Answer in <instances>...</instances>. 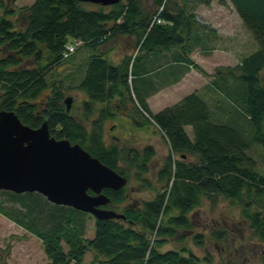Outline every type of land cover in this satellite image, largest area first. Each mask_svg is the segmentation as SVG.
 <instances>
[{
	"label": "trees",
	"instance_id": "trees-1",
	"mask_svg": "<svg viewBox=\"0 0 264 264\" xmlns=\"http://www.w3.org/2000/svg\"><path fill=\"white\" fill-rule=\"evenodd\" d=\"M178 1L153 0L159 10L153 11L145 9L141 0L98 4V8H88L86 4L90 2L81 0H35L28 6L24 28H17L15 22L5 16L0 17L1 108L14 110L31 128L46 120L51 135L79 142L103 163L127 176L128 172L119 166L121 158L128 165L136 166L137 172L147 171L148 160L155 149L152 145L142 151L132 147L127 149L126 155H121L118 145L105 144L101 121L115 114L109 106L121 108L125 101H130L136 109L138 101L162 130L171 150L158 171V179L165 181L164 188L152 199L144 200L141 206L125 205L119 211L123 217L99 219L93 215L92 237L84 235L82 220L91 213L71 206L53 204L50 216L57 222L48 231L40 230L34 225L36 222L31 224L17 215L15 221L44 240V251L49 259V263L44 264H83L81 261L89 250L97 264L209 263L210 256H198L186 244L180 249L158 248L169 238L185 240L191 234L195 244H204V232L187 234L186 231L190 232L193 226L188 214L200 206L205 197L215 202L221 196L238 206L252 233L264 241V171L257 169V161L247 152L253 144L264 148V76L261 74L264 71V0H230L258 43V48L244 55L235 66L242 88L235 90L239 96L233 97L239 102L241 109L238 110L250 130L238 122L240 112L226 121L211 119L209 103L196 91L155 113L149 111L146 97L155 89L146 77L151 72L146 63L152 64L155 57L165 56V51H172L174 47L172 59L187 64L193 45L187 41L193 38L194 43H201L204 39L199 32L191 36L197 19ZM107 6L110 8H103ZM155 15L161 21L155 19ZM120 32L136 36L134 55L128 54L117 63L100 51L89 55L84 65L85 73L78 88L87 93L82 118L92 121L88 126L66 110L64 93L68 85L63 84L61 78L47 79V70L68 59L63 58L62 51L71 39L80 38L83 45L97 48ZM43 47L47 50L44 57ZM29 57H34L35 64L23 65L24 59ZM48 88L50 91L44 95ZM41 96L44 97L42 102ZM98 103L105 104V108L102 107L100 116L95 118ZM134 121L143 124L135 118ZM187 125L192 126L193 137L186 131ZM176 154L180 157H175ZM189 155L196 160L191 162ZM103 191L112 204L125 202L124 187L119 190L108 187ZM1 192L9 193L27 207L28 212L36 210L41 203H49L36 191L16 193L2 189ZM4 210L0 205V212ZM213 234L221 238L224 231L216 229ZM63 242L68 250L64 249ZM8 254L9 247L0 246V264H10ZM222 264L237 263L229 260ZM260 264H264V256Z\"/></svg>",
	"mask_w": 264,
	"mask_h": 264
},
{
	"label": "rangeland",
	"instance_id": "rangeland-1",
	"mask_svg": "<svg viewBox=\"0 0 264 264\" xmlns=\"http://www.w3.org/2000/svg\"><path fill=\"white\" fill-rule=\"evenodd\" d=\"M34 1L0 0V17L5 16L13 20L17 28H24L28 6ZM141 1L145 9L159 11L158 5L153 0ZM178 2L185 4L186 8L193 12L197 19L198 24H195L191 36L195 35L193 32H199L204 39L201 43L200 41L194 43L193 38L187 41V43L193 44L189 53L190 62L187 64L185 62L184 65L178 66L181 60L172 59L174 47L171 48L172 51H165V56L155 57L152 64L146 63L149 72L151 70L146 77L152 81L151 84L155 89L152 90L150 96L146 97V100L149 98L150 101V106L148 104L149 111L155 113L180 101L188 93L196 91L209 103L211 119L226 121V119L232 118L240 112L241 115L238 119L241 120L238 122L246 127L247 120L242 117L241 110H238L240 108L238 107L240 106L239 102L234 98L239 96L236 92L242 88L241 82L237 79L239 71L235 69V66L244 55L258 48L257 41L230 0H179ZM86 7L98 8L99 5L88 3ZM103 8L109 9L110 7ZM161 8L162 6L160 10ZM135 37V35L127 34V48L124 39H122V32L106 39L105 43L101 44L102 47L101 45L97 48L82 45L67 60H63L47 70V79L58 80L61 78L63 84L68 85L64 94L65 97H72L71 113L81 121L86 122L88 126H91L92 121L90 119L86 121L85 118H82L84 115L83 101L87 98V93L78 88V83L85 73V64L88 63L89 55L101 51L114 62L124 54V51H127V55H134L137 47L135 46L136 42L132 39H136ZM106 50L107 52H105ZM41 53L44 57L47 54L46 48L43 47ZM43 61L44 59L41 62ZM34 64V57L24 59L23 65L33 66ZM158 65L159 67H157ZM230 68L233 70L230 71ZM187 70L188 73H184ZM182 74L186 75L181 82L165 85L166 79L178 78V76H183ZM261 74L264 76V71ZM49 91V88L46 89L44 95ZM43 96L40 97V102L44 101ZM125 102L121 108H116L118 110L114 106H109L110 109L115 110V114L106 116L101 121L105 144L118 145L122 149L121 155H126L127 149L132 147L142 151L147 145H152L155 153L148 160L147 171L137 172L136 166L128 165L124 158L120 159L119 166L123 168L125 173L128 172V182L124 187L125 202L109 205V208L117 211H120L125 205L141 206L144 200L152 199L158 190L164 188L163 183L165 181L158 179V171L171 151L164 133L153 122L147 111L140 106L139 102L136 101V109L130 101ZM102 107L105 108V104L98 103L96 105L93 117L98 118L100 116ZM134 118L143 124H137ZM246 128L250 130L249 125ZM186 129L189 135L193 137L192 126L187 125ZM247 152L257 161V169L263 172L264 148L259 144H253ZM175 157L180 156L176 154ZM188 159L192 162L196 160V157L189 155ZM143 178H146V181ZM1 190L0 205L7 211L0 212V246L9 247L8 262L10 264L49 263L44 251V240L14 219L20 215L26 222L31 224L36 222L34 225L38 226L40 230L48 231L55 227L57 222V219L50 216L49 211L54 210V203L51 201L48 204L41 203L36 210L28 212L27 207L17 202L9 193L1 192ZM228 201L221 196H218L215 202L205 197L200 203L201 205L195 207L188 214L193 226L192 230L186 231V233L189 234L191 231L192 233L204 232L203 245L195 244L191 234L185 240L169 238L158 248L163 251L180 249L186 244L198 256L211 257V262L203 264H222L229 260L235 261L237 264H260L261 258L264 256V241L252 233L248 222L239 212V207ZM82 220L84 222V235L92 237L95 229L93 215L87 214ZM216 229L223 230L224 236L218 238L217 235H214L213 231ZM63 246L64 249L68 250L69 247L66 243L63 242ZM81 262L83 264H97V262H93V253L90 250L85 253ZM70 264L75 263L70 262Z\"/></svg>",
	"mask_w": 264,
	"mask_h": 264
},
{
	"label": "water",
	"instance_id": "water-1",
	"mask_svg": "<svg viewBox=\"0 0 264 264\" xmlns=\"http://www.w3.org/2000/svg\"><path fill=\"white\" fill-rule=\"evenodd\" d=\"M81 1L111 5L120 0ZM64 100L69 112L72 97ZM127 182V176L79 142L51 135L46 120L31 128L14 110L0 108V189L37 191L48 201L90 212L100 219L124 216L101 206L110 201L102 190H119Z\"/></svg>",
	"mask_w": 264,
	"mask_h": 264
},
{
	"label": "crops",
	"instance_id": "crops-1",
	"mask_svg": "<svg viewBox=\"0 0 264 264\" xmlns=\"http://www.w3.org/2000/svg\"><path fill=\"white\" fill-rule=\"evenodd\" d=\"M127 32L126 33H123V38L122 39H124V42H125V46H126V48H127ZM133 41H135V39L133 38L132 39ZM101 47H102V45H101ZM125 50H127V49H125ZM105 52H107V50L105 51ZM127 56V51H124V54L121 56V57H119V59H117V61H115V62H120L121 61V58H123V57H126ZM180 65H178V66H182V65H184L185 64V62H183V61H180V63H179ZM177 68H179V67H177ZM184 73H188V70L186 71V72H184ZM183 76H178V78L177 77H174V78H171V79H166L165 80V85L167 86V84L168 85H171V84H173V83H179V82H181L182 80H184V77H185V75L186 74H182ZM175 76V75H174ZM168 81H169V83H168ZM161 88H163V87H161ZM160 88V89H161ZM151 95V94H150ZM149 95V96H150ZM147 102H148V104H149V106H150V101H149V98H147V100H146Z\"/></svg>",
	"mask_w": 264,
	"mask_h": 264
},
{
	"label": "built area",
	"instance_id": "built-area-1",
	"mask_svg": "<svg viewBox=\"0 0 264 264\" xmlns=\"http://www.w3.org/2000/svg\"><path fill=\"white\" fill-rule=\"evenodd\" d=\"M74 48H75V45L74 44H72V43L71 44H68L66 46L65 55L69 54V52L72 51V50H74Z\"/></svg>",
	"mask_w": 264,
	"mask_h": 264
}]
</instances>
